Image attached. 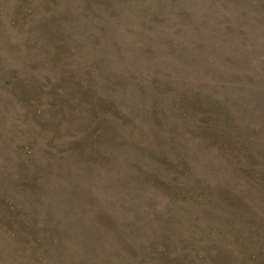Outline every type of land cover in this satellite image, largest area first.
Here are the masks:
<instances>
[{"label":"rangeland","instance_id":"374dc122","mask_svg":"<svg viewBox=\"0 0 264 264\" xmlns=\"http://www.w3.org/2000/svg\"><path fill=\"white\" fill-rule=\"evenodd\" d=\"M0 264H264V0H0Z\"/></svg>","mask_w":264,"mask_h":264}]
</instances>
